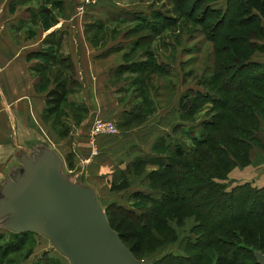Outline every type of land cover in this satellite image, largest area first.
<instances>
[{"label": "rangeland", "instance_id": "obj_1", "mask_svg": "<svg viewBox=\"0 0 264 264\" xmlns=\"http://www.w3.org/2000/svg\"><path fill=\"white\" fill-rule=\"evenodd\" d=\"M100 1L101 0L89 6L84 13H80L77 10L76 0H74L72 17L76 19L84 14L86 15ZM116 1L129 5V9L126 10V12H121L118 15L119 17H139L140 20L124 24H110L109 22H107V24L101 22L100 24L103 25L101 28H97L96 26V28H86L85 34L88 35V39L93 41L94 45H97L100 42L99 40L102 39L103 42L98 44V46H101L103 43H110L111 40L123 34L122 36L125 37L127 41L132 38L135 40V42L132 43L133 47L129 58L131 61L130 66L137 67L138 64L152 62L153 58L148 60L146 57V53L152 50L156 56V60L154 61H161L163 64L162 71H157L156 69V71L151 73L150 70H152L153 67H150L143 73L136 72L135 75H129L132 80L137 82L139 92L136 93V96H141L144 98V101L143 106H141L142 111L140 112L138 107L134 105L135 109L133 110L135 116L124 123L120 128L118 127L120 133L115 136L121 139L124 138L125 135L130 134V130L137 128L143 121L151 118L155 112V116L146 123L147 127L149 124L150 127H152V125L157 126V124H162L166 113L171 109L173 104H175L171 103L173 95H179L184 90L187 91L193 86L210 88L212 90H216L219 86L221 87L222 79L225 80V77L230 71H222L221 74L219 66L221 64L222 67L223 64L230 65L233 60L229 58L228 53H216L213 59V54L211 55L210 51H212V46H215V43L209 41L210 38L207 37V31L205 29L206 25L196 22L197 20H203L205 14L203 10L206 4H211L217 10L220 9V11L225 12V10H227V0ZM237 2L238 0H229L230 5H235ZM193 4L197 7L196 10L194 12L192 11L193 14L190 17H186L184 13H189L193 8ZM179 8L181 11H179ZM231 9L233 10L232 6ZM218 15L219 13L216 15L210 14L205 24L215 22L216 18H220L216 17ZM164 17L176 18L177 22L161 30V23L165 22ZM147 20L155 24L158 23L156 26L158 30H161L159 35H154L155 31L152 30L151 26L145 25ZM185 20H188V24L183 25ZM261 24L264 25V19L261 20ZM202 29H205V31ZM149 37H152V39H149ZM219 42L222 41L220 40ZM254 42L258 49L252 55L251 60L264 63V37L255 39ZM245 46L248 47L246 43ZM252 46L255 47V45ZM248 48L250 49V47ZM219 58L221 59L218 60ZM258 66L259 64L251 65V73L257 75L264 71V67ZM53 70V76L58 75L59 72L63 73L61 69ZM247 73H249L248 70L245 74ZM209 80H214L213 85L216 86L215 89H213L212 85L207 84ZM248 81H251V83L256 86H262L264 84V79L262 78L259 81H254V79ZM144 82L146 85H144ZM150 86L153 87V92H150ZM163 87L164 89H162ZM245 88L252 90L251 85ZM132 94H135V92ZM149 94H153V97H155V102L152 101L151 104ZM232 94L234 93H230L228 96L225 93H221L226 99L232 96ZM261 96L262 95H260V101L263 99ZM229 104L234 105L235 102L231 101ZM263 105L264 102L260 104V106ZM218 106L219 105H214L212 102H207L206 104L193 108L192 111L184 113L182 111V119L186 121L180 124L188 127H195L196 132L198 129L199 133L205 132V127L203 125L204 121L214 119L217 123L215 125L217 131H212L209 135H215L219 138L224 137V141L212 140V138H210L211 144L193 145L188 134L182 133L180 127L177 131L172 132V134L179 138V140L185 144H183V146L187 147V149L190 146H197L195 151L177 160V157L170 149L168 150L166 146L160 143L156 144L160 138L158 137L154 143L155 148H153L152 153L150 152L148 155L149 160L152 161L151 163L141 162L132 164L123 171L115 170L119 177L111 183L101 177H99V179L95 176V179H98V185H96L98 199L108 213V217L115 218L118 215L126 213L137 222L138 228L144 233L142 249L136 256L141 261H157L163 259L161 264H177V259L175 261L174 259H170V257L173 253H179L181 255H190L192 258L190 264H255L254 251L225 243L218 238L217 231L219 229V221L227 218L229 214H233L234 212L247 215L249 213V204H245V207H241L242 199H244L245 202L251 199L255 200L256 206H254V209L259 211L260 217L264 221V113H259V121L256 126L251 127L250 123L236 117L234 112H226V114L234 118L237 124L247 128L248 132L241 134L234 131L232 124L226 123L225 120H227V118H222L221 115L219 117V113L222 112V109ZM243 110V114H248L249 111ZM56 119V121L61 122L62 118L59 113H57ZM92 122H90V124H92ZM160 127V130H162L163 126L160 125ZM258 127L260 128L259 131ZM253 130H257L254 131V136L252 134ZM226 135L238 136L239 138H244V141L240 145H235L230 139L227 140L228 138H226ZM174 136H171L172 140H177L173 139L175 138ZM151 143L152 141L147 142L149 147ZM215 144L219 147L220 151L215 148ZM45 146L51 147L48 143H46ZM93 148L94 146L92 145V152ZM69 158L72 160V163L68 168L64 169L65 173H68V170L76 169L78 163L72 154H70ZM162 161H172L175 163V169L182 172L190 169L194 162L201 163V167L197 169L198 174L195 172H193V174L192 172L189 173V175L185 176L186 179H189V182L185 179V183L181 184V187L183 186L185 190L196 187V193H194V191L184 193L188 197V200L167 204L162 207L157 202H150V200L138 194L139 192L148 193L156 197L166 193L168 189L167 186H174L176 182L170 179L176 178V175L168 173L169 171L163 177L151 174L156 170H163L162 167L157 164ZM179 161H183L184 164H187L188 168H184L183 170L180 164H177ZM80 165V167H82V163H80ZM216 165L220 168V173L214 169ZM11 170L12 169L7 170L5 173L6 176L13 172ZM197 170L195 169V171ZM83 171V168L78 169V175L88 180ZM216 173H219L220 176L216 177ZM94 175H97L96 172H94ZM199 175L202 177L207 175L213 176L218 183L222 184L223 188H226L228 191L231 190L236 194L242 191L238 186L250 182L252 186L260 188V196H258L256 192H253L251 196L246 189L234 196V199H230L233 207H228L230 203L225 198V201L223 200L225 202L224 205H226L225 207H222V205L220 206L222 207L221 209L215 206L211 208L213 204H206L207 201H205L206 198L204 193L206 190H204V188H199V186L205 187V185L200 184V181L197 183L194 179L195 177H200ZM75 178L77 179L76 176ZM124 178L129 180V187L123 190H113L112 186L120 184ZM138 188H142L146 191H137ZM217 192V190H214L208 196V199L216 196ZM116 205L133 209L135 213L132 212L130 214L129 212H125L123 208L117 207ZM208 209H210V215L208 214ZM153 210L152 217L143 215L146 211L149 212ZM249 210H251V207ZM140 212L143 213H141V217L137 216ZM252 213L253 212H250L248 215ZM142 222L147 223V226L140 227ZM1 224L2 222L0 223V232L4 230L7 232V228ZM28 235L29 237L27 240H20L18 242L19 247L14 250H6L7 248L5 249L4 246L0 247V264H70L68 258L53 246L49 238L38 233H29ZM2 242L4 243L5 240H0V243ZM262 252H264V250Z\"/></svg>", "mask_w": 264, "mask_h": 264}, {"label": "crops", "instance_id": "obj_2", "mask_svg": "<svg viewBox=\"0 0 264 264\" xmlns=\"http://www.w3.org/2000/svg\"><path fill=\"white\" fill-rule=\"evenodd\" d=\"M73 2L0 0V190L7 178L21 170L22 153L48 143L62 158L65 169L72 163V154L79 164L68 172L97 192L95 176L114 182L119 177L115 170H126L137 159L148 158L158 137L174 136L175 126L186 121L180 109L184 90L173 95L171 103L175 104L162 124L147 127L155 112L124 138L98 136L94 142L98 153L92 152L90 122L100 117L116 122L120 128L135 116L134 105L142 111L144 98L136 96L137 82L129 76L138 72L129 67L134 38L127 41L122 34L98 46L103 40L94 45L85 30L101 28V22L137 20L119 17L129 5L116 0H101L89 13L74 19ZM53 69H61L64 74L53 76ZM61 81H66L70 89L60 108L55 109L54 103L48 102L52 101L49 93ZM149 89L153 92V87ZM149 98L150 104L155 102L153 94ZM57 113L61 122L56 121ZM80 168L88 180L78 175ZM8 169L13 172L6 176ZM142 188L137 191H146Z\"/></svg>", "mask_w": 264, "mask_h": 264}, {"label": "trees", "instance_id": "obj_3", "mask_svg": "<svg viewBox=\"0 0 264 264\" xmlns=\"http://www.w3.org/2000/svg\"><path fill=\"white\" fill-rule=\"evenodd\" d=\"M194 5L195 4H193V8L190 10L189 13H184L186 17H190L193 14V12L196 10L197 7H195ZM231 6L233 10L231 9ZM179 11H181L180 8ZM203 12L205 13L203 20H197L196 22L198 24L206 25L205 29L207 31V37L210 38L209 41L215 43V46H212V51H210V54L211 55L213 54L212 57L214 59L216 53L217 54L228 53L229 58L233 60V62H231L232 64L230 63V65L223 64L222 67L221 64L219 66L221 74L222 71L225 72L226 70L230 71L229 74L225 77V80L222 79L221 87L219 86L216 90H212L210 88H203V87H201L200 90L188 89L185 92V94H183L181 97L180 109L184 113V112L192 111L193 108L197 106H201L202 104H206L207 102H212L214 105L215 104L219 105L218 107L222 109V112L219 113V117L221 115L222 118L224 117L225 119L227 118V120H225L226 123L232 124V127H234L233 129L235 132L244 134L245 132H248L247 128H244L240 126V124H237L234 118L230 117L228 114H226V112H234L236 117L250 123L251 127L256 126L257 122L259 121L260 119L259 113L261 114L264 113V105L260 106V104L264 102V84L262 86H256L255 84L251 83V81H248L250 79H254V81H259L261 78L264 79V71L261 74L255 75L251 73L250 70L251 65L259 64L260 67H264V63H258L251 60L252 55L258 49L254 40L264 37V25L261 24V20L264 19V0H238L237 4L235 5H230L229 0H227V10H225V12L220 11V9L217 10L211 4H206ZM217 13H219V15L216 17H220V18H216L215 22H210L209 24H205L206 21H208L207 18L210 16V14L216 15ZM132 19L140 20L139 17H132ZM164 20L165 22L161 23L162 25L161 30L177 22V19L173 17H167V18L164 17ZM184 22L185 23H183V25L188 24V20H185ZM157 24L153 23L152 21L148 22V20L145 23V25L151 26L152 30L155 31L154 35L156 36L159 35L161 32V30H158V27L156 26ZM205 29L202 30L205 31ZM149 39H152V37H149ZM220 40L222 42H219ZM245 43L248 45V47H250V49L247 46H245ZM252 45H255V47H253ZM152 51L146 53V57L148 60L153 58L152 62H144V63L141 62L142 64H138L137 67L129 66L132 69L131 71L133 72L138 71L139 73H143L147 71L150 67H153L152 70H150L151 73L156 71V69L157 71H162L163 64L158 61H154L156 60L155 59L156 56L155 53ZM220 59L221 58H219L218 60ZM247 70L249 71V73L245 74ZM207 84L212 85L213 89L216 88V86L213 85L214 80L207 81ZM249 85H251L252 90L245 88ZM69 89H70L69 86L67 87V82L61 81L60 83L57 84V87L49 93L52 101L48 100V102L54 103L55 109H59L61 104L64 102L66 94L69 92ZM221 93L223 94L225 93L228 96L230 93H234V94H232V96L226 99L221 95ZM260 95H262L261 97H263L262 101H260ZM231 101H234L235 102L234 105L236 106L229 104ZM243 109L249 111L248 114H243L244 111ZM216 124L217 123L215 122L214 119L212 120L209 119L207 121H204L203 125L205 127V132H199V133H198V129L196 132L195 127H190V126L188 127L182 124H178L175 126L174 131H177L181 127L180 130L182 131V133L188 134L193 145L209 144L211 140L210 138H212V140L216 139L219 141H224L223 139L224 137L219 138L215 135L214 136L209 135L210 132L217 131V128H215ZM259 130L260 128L258 127V131ZM254 131L257 130H253L252 133L253 136L255 133ZM226 138H228L227 140L230 139L232 143H235V145H240L244 141L243 140L244 138H239L238 136H233V135L230 136L226 135ZM159 143L166 146L168 150L170 149V151H172L173 154L177 157V160L181 159L182 157L186 156L190 152L195 151L197 149V146L196 147L190 146L187 149V147L183 146L184 143L182 141H180L179 139L172 140V138L169 135L162 136L156 142V144ZM215 148L220 151L219 147L216 146V144H215ZM141 162L151 163L152 161L149 160V157L146 159L139 158L136 160L134 164H138ZM157 164H159L163 170H156L151 174H155L159 177L160 176L163 177L169 171L168 173H171L172 175H176V178L170 179L171 181L173 180L176 183L172 187L167 186L168 189L166 193H163L160 196L155 197L152 194H148V193L145 194L139 192L138 194H140V196H144L145 198L150 200V202H157L163 207L167 204H172V203L174 204L175 202L177 203L184 200H188V197L184 194L185 192L194 191V193H196V187L185 190L183 186L181 187V184L185 183V179H186L185 176L189 175V173L192 172L193 174V172H195L198 174L197 169L201 167V163L194 162L191 165L190 169L184 172L177 171L175 169L176 167L175 163H173L172 161H167V162L162 161V162H158ZM177 164H180L183 170L184 168L185 169L188 168V165L184 164L183 161H179ZM195 169L197 171H195ZM214 169L217 172L220 171L219 170L220 168L217 165ZM219 173H216V177L220 176ZM194 179L197 183H199L200 181V184L205 185V187L199 186V188H204V190H206V192L204 193V196L206 198L205 201H207L206 204H213L211 205V208L212 206L220 207L222 205H223L222 207H225L226 206L224 205L225 198L230 203L228 207H233V204L231 203L230 199H234L235 198L234 196L240 194L242 191L246 189L248 193L251 194V196L253 192H256V194L260 196V188L252 186L250 182H246L244 185L238 186V188L241 189L242 191L236 194L231 190L228 191L226 188H223L222 184L218 183L215 180V178H213V176L210 175H207L205 177L200 176V177H195ZM186 181L189 182V179L187 178ZM129 184H130L129 180L127 178H124L122 182H120V184L113 185L112 189L123 190L128 188ZM214 190L218 191L216 196L212 197L211 199H208V196ZM241 203H242L241 207L243 206L245 207V204H249L251 210H249L250 208L249 207L248 212L249 213L253 212V213L250 215H248L249 213L247 215H244L233 212V214L231 213L232 215L229 214L227 218L220 220L218 226L219 229L217 231L218 238L223 240L225 243L233 244L234 246L237 245L241 248H246L248 250L254 251L253 253L255 258V264H259L255 256V253L257 251L262 252L264 250V221L260 217L259 211L257 209H254L255 208L254 206H256L255 200L251 199L245 202L244 199H242ZM116 206L123 208L125 212H129L130 214L132 212L135 213L133 209L125 208L120 205H116ZM222 207H220V209ZM210 209H208L209 215H210ZM153 212L154 210L149 212L146 211V213L144 214L140 212L139 214H137V216L141 217L142 214L151 216ZM107 216H109L108 213ZM108 218L112 227L120 234V237L122 238L124 243L133 251L135 256H137V253L141 251L144 242L143 241L144 233L140 228H138L137 222H135V220L129 217V215L126 213L118 215L115 218H110V217ZM146 226L147 223L142 222L140 224V227H146ZM29 233L32 232H14L9 229L7 230V232H0V240L2 241L5 240L4 243L3 242L0 243V247L4 246L5 249L7 248L6 250L9 249L14 250L17 247H19L18 242L20 240L21 241L27 240V238L29 237L28 235ZM170 259H174L175 261L177 259L178 261L177 264H182V263L190 264L192 262L191 261L192 258L190 255H181L179 253L171 254ZM162 261L163 259L154 261V264H161Z\"/></svg>", "mask_w": 264, "mask_h": 264}, {"label": "water", "instance_id": "obj_4", "mask_svg": "<svg viewBox=\"0 0 264 264\" xmlns=\"http://www.w3.org/2000/svg\"><path fill=\"white\" fill-rule=\"evenodd\" d=\"M22 168L0 190V223L44 235L70 264H154L141 261L112 227L96 190L64 172L49 147L26 150ZM264 264V253H255Z\"/></svg>", "mask_w": 264, "mask_h": 264}, {"label": "built area", "instance_id": "obj_5", "mask_svg": "<svg viewBox=\"0 0 264 264\" xmlns=\"http://www.w3.org/2000/svg\"><path fill=\"white\" fill-rule=\"evenodd\" d=\"M99 0H76V6L77 10L80 13H84L87 8L91 5H94L98 2ZM119 128L117 124L108 119H103L100 117L94 118L91 127H90V137L92 141V145L94 146L93 152L97 153V148L94 145L95 140L98 136L101 135H117L119 134Z\"/></svg>", "mask_w": 264, "mask_h": 264}]
</instances>
